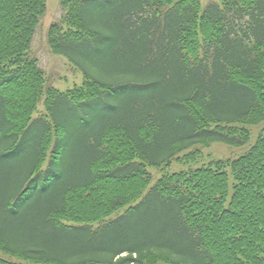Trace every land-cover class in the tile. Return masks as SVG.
Segmentation results:
<instances>
[{"label":"trees","instance_id":"16d2710c","mask_svg":"<svg viewBox=\"0 0 264 264\" xmlns=\"http://www.w3.org/2000/svg\"><path fill=\"white\" fill-rule=\"evenodd\" d=\"M108 1L61 0L48 42L84 81L60 91L29 54L47 0H0V264H264V131L236 159L171 170L198 146L245 145L264 120V0ZM153 197L166 224L84 256L45 230L97 239Z\"/></svg>","mask_w":264,"mask_h":264},{"label":"rangeland","instance_id":"374dc122","mask_svg":"<svg viewBox=\"0 0 264 264\" xmlns=\"http://www.w3.org/2000/svg\"><path fill=\"white\" fill-rule=\"evenodd\" d=\"M61 0H47V11L44 14V16L40 20V24L37 27L36 33L34 35V39L32 42V47L29 52L30 56L33 58H37L39 61L40 67L45 72L46 77V83L47 86L52 85L53 87L60 89L62 91H67L75 86H79L83 83V75L82 73L71 63V61L63 56L55 54L49 44H48V31L50 28V25L54 22L61 21L62 16L64 14L63 9L60 6ZM216 0H201L203 8H205V5L214 2ZM218 1V0H217ZM111 0L108 1L106 5V9L113 7ZM108 11V10H107ZM106 17V13L104 14ZM39 115L45 113V107L43 102L39 106ZM36 116V114H35ZM251 128V138L248 143H246L243 146H230L223 142H213L208 147H202L201 150L203 152V158L199 160L197 163L199 165L207 164L209 163L213 158H237L247 152L253 144L256 143V141L259 138V135L264 131V120L256 125L250 126ZM72 129L74 130L73 136L76 137H86L87 134H82L85 131H88L90 129H81L78 125L74 124ZM84 135V136H83ZM34 141V135H32L28 142L26 143L24 149L28 150L32 146ZM83 143L80 142L78 144H72L70 145L69 149L70 152L68 154V162L72 163V157L76 156L78 154V151L83 148ZM194 163V164H197ZM193 164V165H194ZM186 167V165L177 164L174 163L171 167L172 170H180ZM151 172L153 174L154 180L157 179V177L160 175V171L158 169H151ZM36 197V196H35ZM39 197H36L31 200L32 204L30 207L27 208V212L29 213L30 217H36V218H42V215H39L40 210L34 208L33 206L39 202ZM158 199H155V197L152 198L150 201V204L143 208L142 210L133 213L129 218L130 220H123V222L120 223L119 226L115 225L113 227H110L108 229H105L104 231H99V236L97 239L94 237L92 238L90 233L88 231H73L70 233H66L65 231L61 229H55L51 227H46L45 230L50 235H56L61 238V244L64 246H68L71 250H73V257H79L84 256L89 253H93L100 249V242L105 237H110L115 235L116 233H124L128 231L129 227L128 225L132 224H152L153 227L157 226H163L166 224L170 218V214L168 211H164L158 203ZM119 212L113 213L110 217L116 218L119 216ZM108 217V218H110ZM107 218V219H108ZM100 221L93 223L92 228L97 229L98 226H100ZM165 240H171L174 241V238L166 237ZM74 242V243H73ZM174 245V243H172ZM26 264H53V263H46V262H31V261H24ZM105 264V263H100ZM154 264H165L164 262H157Z\"/></svg>","mask_w":264,"mask_h":264}]
</instances>
